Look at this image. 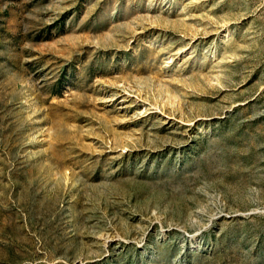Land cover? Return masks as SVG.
Wrapping results in <instances>:
<instances>
[{
    "label": "rangeland",
    "instance_id": "374dc122",
    "mask_svg": "<svg viewBox=\"0 0 264 264\" xmlns=\"http://www.w3.org/2000/svg\"><path fill=\"white\" fill-rule=\"evenodd\" d=\"M0 264H264V0H0Z\"/></svg>",
    "mask_w": 264,
    "mask_h": 264
}]
</instances>
